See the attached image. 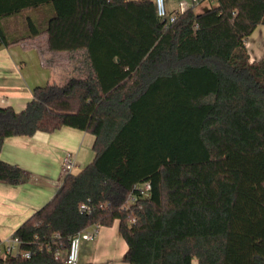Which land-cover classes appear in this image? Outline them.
I'll return each instance as SVG.
<instances>
[{"label":"trees","instance_id":"obj_1","mask_svg":"<svg viewBox=\"0 0 264 264\" xmlns=\"http://www.w3.org/2000/svg\"><path fill=\"white\" fill-rule=\"evenodd\" d=\"M210 3L170 23L154 0H0V43L47 35L80 55L63 85L0 107V154L63 127L95 137L94 160L13 234L31 257L0 264H65L71 238L116 221L130 264H264V55L246 46L264 0ZM23 177L0 157V181Z\"/></svg>","mask_w":264,"mask_h":264},{"label":"crops","instance_id":"obj_2","mask_svg":"<svg viewBox=\"0 0 264 264\" xmlns=\"http://www.w3.org/2000/svg\"><path fill=\"white\" fill-rule=\"evenodd\" d=\"M177 2L167 0L170 13L177 10ZM259 27L263 26L257 29ZM246 46L251 62L263 57L264 49L255 42L246 43ZM64 55L70 56V53L49 49L47 35L10 47L0 43V107H12L17 112L23 110L36 87L57 83V68L61 65V81L67 80L68 72L64 71H68L71 64L70 58L64 62ZM94 141L92 134L70 127L52 134L38 132L31 137H13L5 141L1 159L20 167L24 177L17 185L0 181L1 255L19 226L56 194L65 178L62 172L64 156L72 154L75 168L81 171L95 158ZM127 249L116 221L112 226H100L94 240L81 242L78 264H130L123 260Z\"/></svg>","mask_w":264,"mask_h":264},{"label":"built area","instance_id":"obj_3","mask_svg":"<svg viewBox=\"0 0 264 264\" xmlns=\"http://www.w3.org/2000/svg\"><path fill=\"white\" fill-rule=\"evenodd\" d=\"M203 1H210L214 3L215 0H178L177 10L173 12L168 11L167 0H154L156 4L157 14L162 19H167L168 22H175L177 16L180 13L187 11L190 8H193ZM184 2V3H183ZM76 167V160L72 154H66L62 160V172L66 176L73 172ZM135 189L143 197H148L151 186L150 184H141L137 185ZM134 200V198L132 199ZM82 210H88L86 206L81 207ZM100 226L93 225L88 230L78 233L73 238L70 239V242L67 248H60L55 252V260L61 261L65 264H78L80 244L84 240H94L98 234ZM2 252V251H1ZM3 254L5 256L12 255L16 257H23L29 259L31 257V252L21 249V241L18 238H13V236L6 242Z\"/></svg>","mask_w":264,"mask_h":264},{"label":"rangeland","instance_id":"obj_4","mask_svg":"<svg viewBox=\"0 0 264 264\" xmlns=\"http://www.w3.org/2000/svg\"><path fill=\"white\" fill-rule=\"evenodd\" d=\"M210 1H203L202 3H200L199 5H197L196 7H195V11L196 12H202L203 10H205L206 8H208L209 6H210ZM15 25H13V27H16L17 29H18V23L17 22H15L14 23ZM262 33H264V26L263 27H259L255 32H254V34H252V36L251 37H249L247 40H246V43H251V42H255L257 45H259V47H262L263 49H264V36L262 37ZM72 54V53H71ZM70 54V56L69 55H64L65 56V60H64V62H67V60L70 58V69L67 71H64V72H68L67 74H68V76H70V77H73L74 76V73H73V70H74V68H75V64H76V62L73 60V59H71V58H73V56H74V58H77V59H79L80 58V55H79V53L78 54H75V55H71ZM68 57V58H67ZM80 60V59H79ZM67 64V63H66ZM66 66V65H65ZM62 65L61 66H59L57 69H58V72H57V83L59 84V85H63L64 83H66V81L67 80H65L64 82H62L61 81V78H62V76H61V74H62ZM68 79V78H67ZM90 163V162H89ZM78 171L79 170H77L76 168H74V170H73V173H78ZM0 256L1 257H3L4 255H1L0 254ZM194 264H197V261H195L194 262Z\"/></svg>","mask_w":264,"mask_h":264}]
</instances>
